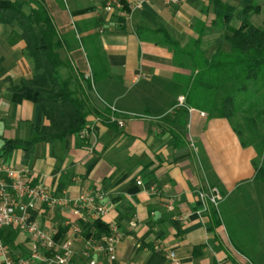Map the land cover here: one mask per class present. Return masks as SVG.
I'll use <instances>...</instances> for the list:
<instances>
[{
    "label": "crops",
    "instance_id": "1",
    "mask_svg": "<svg viewBox=\"0 0 264 264\" xmlns=\"http://www.w3.org/2000/svg\"><path fill=\"white\" fill-rule=\"evenodd\" d=\"M12 1L29 11V0H0V7ZM218 3L235 9L257 4L250 23L264 27V0H183L171 7L151 0L110 13L100 0H43L63 43V75L81 78L90 70L95 90L87 93L82 133L37 143L28 156L22 149L2 151L4 141L35 137L38 107L9 89L31 77L32 63L19 28L0 25V160L28 170L31 185H43L61 200L51 211L37 205L32 221L60 238L81 223L100 220L115 227V258L103 264H170V252L179 264H248L241 250L264 259V183L255 185V154L224 118L187 104L184 88L192 73L179 68L161 37L152 34L164 29L186 47L204 25L200 49L209 60L225 32L211 23L231 16ZM111 115L123 125L110 127ZM210 188L223 196L217 209L199 197ZM81 194L100 195L95 206H105L106 213L97 218L81 208L75 214ZM2 233L10 235L13 251H27L26 234L14 227Z\"/></svg>",
    "mask_w": 264,
    "mask_h": 264
},
{
    "label": "trees",
    "instance_id": "2",
    "mask_svg": "<svg viewBox=\"0 0 264 264\" xmlns=\"http://www.w3.org/2000/svg\"><path fill=\"white\" fill-rule=\"evenodd\" d=\"M28 3L30 9L27 13L23 11V4L17 1L0 7V25L19 28L25 43L24 55L32 63L31 77L9 89L38 107V122L33 128L35 137L30 141H4L2 151L7 154L22 149L27 156L37 143L52 144L85 130L89 109L87 93L91 88L89 82L84 80V75L81 78L71 72L63 75L62 70L68 65L60 58L59 51L63 43L44 8L43 0H29ZM217 6L231 13L230 17H216L211 23V27L224 29L228 33L224 39L229 50L225 51L218 39L215 52L209 60L200 49L204 25L199 27L197 39L186 47H181L164 29L152 34L161 37V44L171 50L179 68L191 71L192 75L184 88L187 104L203 110L196 100L207 99L211 94V101H215L214 107L219 111L207 112L208 116L230 120L243 112L246 115L243 118L245 124L251 126L245 131L250 134L254 129L258 133L259 145L262 147L260 154L264 156V27L250 23L251 16L259 12V6L255 3L236 9L220 3ZM123 9L128 11L127 6ZM233 23H239L238 27L232 26ZM251 85H255V88L249 90ZM240 93L246 94L244 98H237ZM249 94L252 96L249 97ZM237 102L241 103V111H238ZM110 117L106 119L109 126H117L110 121ZM260 177L264 183V159L256 168L255 178ZM81 234L84 239L101 240L109 235V230L100 220H96L81 223ZM0 237L9 243V234L0 232ZM55 238L59 239L60 235L57 234Z\"/></svg>",
    "mask_w": 264,
    "mask_h": 264
},
{
    "label": "built area",
    "instance_id": "3",
    "mask_svg": "<svg viewBox=\"0 0 264 264\" xmlns=\"http://www.w3.org/2000/svg\"><path fill=\"white\" fill-rule=\"evenodd\" d=\"M100 1L104 4L103 9L110 13L114 9L123 8L124 4H127L130 10H136L151 0ZM182 1L162 0V3L165 7H171ZM84 80L94 88L90 70L84 75ZM180 100L182 101V98ZM110 109L115 112L114 107L111 106ZM201 116H203L202 113ZM112 117L113 115L110 117L111 122L118 126L123 125L121 121ZM199 197L215 209L223 201V196L217 188H210L207 194L201 193ZM97 199H101L98 194L96 196L81 194L75 202L73 212L80 214L81 208L92 209L93 214L100 218L106 213L107 208L103 205L95 206ZM60 203L61 200L43 185H31L28 170L6 165L0 160V232L14 227L19 233L26 234L30 240L27 251L15 252L12 246L0 237V264H74L76 260H83L86 264H103L104 259L114 260L115 246L120 239L115 227H109V235L101 240L80 239V227L73 228L70 236L56 239L55 230L43 229L37 222L30 219L31 212L37 205L45 206L51 211ZM78 239L82 240V247L77 250L75 245ZM166 258L170 264H179L173 252L167 254Z\"/></svg>",
    "mask_w": 264,
    "mask_h": 264
},
{
    "label": "rangeland",
    "instance_id": "4",
    "mask_svg": "<svg viewBox=\"0 0 264 264\" xmlns=\"http://www.w3.org/2000/svg\"><path fill=\"white\" fill-rule=\"evenodd\" d=\"M62 2L64 3V5H66V0ZM103 3V2H102ZM127 6V9H128V5L127 4H124L123 5V8ZM121 8V9H123ZM228 35V33L225 31L224 33H220V35L218 36L219 40H221V43L222 45L224 46V50L225 51H228L229 50V45L227 43V41L224 39V36ZM214 37H217V36H210L209 39L212 40ZM208 53H210V51H208ZM90 84V83H89ZM91 87V85H90ZM93 87L94 88H90V91L93 92L95 90V86H94V80H93ZM255 88V85L254 86H250V89L249 90H252ZM246 94H239L237 95V98H244ZM252 94H249V97H251ZM212 95L209 94L208 95V98L207 99H204V100H196V102L198 103V105H200L202 108H204L207 112H210V113H216L217 111H219L218 109H216L214 106L215 104V101H211L212 99ZM244 101V100H243ZM253 101V100H252ZM254 103H255V99H254ZM240 102L238 103L237 102V105H238V111L240 109ZM253 113H255V104H253ZM250 110V109H249ZM248 112V111H247ZM201 113L203 114V116L205 115V113L203 112H200V115ZM244 116H246L243 112H240L238 113L237 116H234L232 119L228 120V119H225L226 122L231 126V128L233 129V131L235 132L234 129H236L237 132H239V134H237V132H235L236 136H237V139H239V141L241 142V144L246 147V148H250L253 150L254 154H255V158L253 159V162L255 164V167H259L262 163H263V159H264V156L262 154H260V150H261V146L259 145V138L260 136L258 135V133L253 129V132L251 131V133H246V129L247 127H251L249 124H245V121H244ZM114 117V116H113ZM112 117V118H113ZM210 117V116H209ZM115 118V117H114ZM259 130H263L262 128H259ZM263 183V179L260 177L257 179V183H255L256 186H261V184ZM244 255L248 258V264H263L264 262V259L263 258H255L254 257V253L253 252H250L249 250H241Z\"/></svg>",
    "mask_w": 264,
    "mask_h": 264
}]
</instances>
